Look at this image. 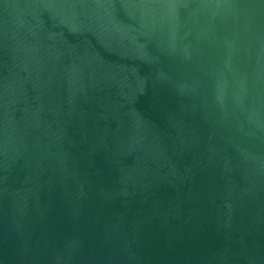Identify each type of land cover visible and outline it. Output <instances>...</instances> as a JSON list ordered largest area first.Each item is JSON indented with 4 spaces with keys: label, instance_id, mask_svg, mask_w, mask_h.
<instances>
[{
    "label": "water",
    "instance_id": "water-1",
    "mask_svg": "<svg viewBox=\"0 0 264 264\" xmlns=\"http://www.w3.org/2000/svg\"><path fill=\"white\" fill-rule=\"evenodd\" d=\"M0 264H264V0H0Z\"/></svg>",
    "mask_w": 264,
    "mask_h": 264
}]
</instances>
